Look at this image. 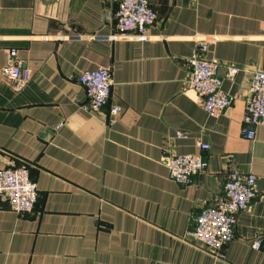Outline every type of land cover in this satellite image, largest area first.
Returning a JSON list of instances; mask_svg holds the SVG:
<instances>
[{
    "label": "crops",
    "instance_id": "obj_1",
    "mask_svg": "<svg viewBox=\"0 0 264 264\" xmlns=\"http://www.w3.org/2000/svg\"><path fill=\"white\" fill-rule=\"evenodd\" d=\"M150 2L158 19L142 38L106 19L119 0H0V169L28 165L38 187L23 215L0 196V264H264V125L254 140L241 133L252 74L264 69V0ZM203 40L235 98L216 117L185 83ZM9 48L31 71L20 89L1 73ZM228 66L240 69L233 78ZM100 67L113 85L95 114L78 75ZM112 104L123 112L109 125ZM173 153L209 167L178 183L162 162ZM234 171L256 175L258 193L222 260L187 234Z\"/></svg>",
    "mask_w": 264,
    "mask_h": 264
},
{
    "label": "built area",
    "instance_id": "obj_2",
    "mask_svg": "<svg viewBox=\"0 0 264 264\" xmlns=\"http://www.w3.org/2000/svg\"><path fill=\"white\" fill-rule=\"evenodd\" d=\"M115 17L116 26L121 34L135 32L144 38L148 29L157 21L158 13L150 0H119L117 11L106 13V19ZM207 40L200 41L189 58L190 69L185 83L202 97V105L209 116L216 117L234 104V97L224 90V77L219 74L220 64L207 57ZM236 66L227 67V77L233 78L238 72ZM2 76L16 89L22 88L31 79V71L18 58L16 48L7 49V63L1 68ZM84 87L86 102L83 108L91 113H99L108 105L112 94V72L109 68L100 67L85 70L78 75ZM123 107L118 104L109 106L108 124L114 125ZM60 121L57 129L63 127ZM264 125V69L252 74L249 95L246 100L242 124V136L254 140L257 126ZM177 137H186V133L178 132ZM208 150L210 145L202 143ZM162 162L168 167L169 176L181 184H193L196 177L206 172L208 161L199 154H166ZM256 175L234 171L225 184V194L215 197L212 203L204 207L194 217V226L187 236L192 243H199L218 259H225V247L235 237L238 216L249 210L253 199L257 196ZM0 196L11 210L23 215L34 211L38 202V187L32 178L28 165L0 169ZM254 248L261 247V240L253 242Z\"/></svg>",
    "mask_w": 264,
    "mask_h": 264
}]
</instances>
